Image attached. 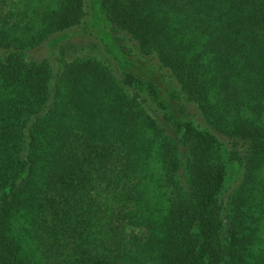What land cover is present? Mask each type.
Segmentation results:
<instances>
[{"label":"trees","instance_id":"obj_1","mask_svg":"<svg viewBox=\"0 0 264 264\" xmlns=\"http://www.w3.org/2000/svg\"><path fill=\"white\" fill-rule=\"evenodd\" d=\"M90 5L120 80L44 55ZM263 233L264 0H0V264H264Z\"/></svg>","mask_w":264,"mask_h":264},{"label":"rangeland","instance_id":"obj_2","mask_svg":"<svg viewBox=\"0 0 264 264\" xmlns=\"http://www.w3.org/2000/svg\"><path fill=\"white\" fill-rule=\"evenodd\" d=\"M90 2V0H87ZM92 6L90 5L89 8H87V15L85 16L84 24L76 29L73 30V32L69 35L68 39L66 41H63L61 45L58 48H44V55L47 59L51 61V63L55 64V67L57 70H60L63 68V64L66 62H72L76 59H83V58H95L97 60H100L101 62H104L106 65H108L115 76L120 80L121 79V72L120 68L117 64V62L109 55V48L105 49L103 43L98 39V33H100L98 28L93 27V19H94V13L92 11ZM108 24V23H107ZM106 27V30L108 33L112 35V37H115V34L112 32V28L106 24H104ZM98 27H100L98 25ZM118 37H120L119 34H117ZM116 35V38H117ZM124 35V34H123ZM128 38V37H127ZM113 39V38H112ZM118 40V38H117ZM114 42V41H113ZM115 47L111 48L110 50L115 51L118 53V48L124 53L123 49L129 50L130 45L135 42L131 41H123L118 40V42H114ZM122 47V48H121ZM42 51V52H43ZM119 54V53H118ZM132 61H135L134 59H131ZM135 65L144 66L141 64V62L135 61L134 65H130V67L137 69L138 73H141L142 69L136 68ZM149 64L147 63L144 70L148 71L147 73L150 75L154 74V70H148ZM154 66V65H153ZM164 74H167V70H164ZM155 75L157 76V79L160 80L159 87L161 89L165 88V80L163 78L160 72H155ZM241 179V173L240 170L236 167L232 168L227 184H226V191L227 193L231 194L234 190V188L239 184ZM137 231V230H136ZM264 237V233H263ZM264 244V239H263Z\"/></svg>","mask_w":264,"mask_h":264}]
</instances>
